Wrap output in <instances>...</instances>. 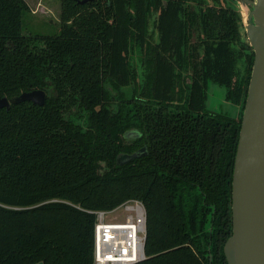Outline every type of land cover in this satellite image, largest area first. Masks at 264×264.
<instances>
[{
  "label": "trees",
  "instance_id": "obj_1",
  "mask_svg": "<svg viewBox=\"0 0 264 264\" xmlns=\"http://www.w3.org/2000/svg\"><path fill=\"white\" fill-rule=\"evenodd\" d=\"M79 1L59 0V31L39 35L22 31L25 0H0V98L46 93L0 108V264H92L94 212L128 200L146 212L137 264H226L253 62L234 0ZM209 83L238 117L207 108Z\"/></svg>",
  "mask_w": 264,
  "mask_h": 264
},
{
  "label": "water",
  "instance_id": "obj_2",
  "mask_svg": "<svg viewBox=\"0 0 264 264\" xmlns=\"http://www.w3.org/2000/svg\"><path fill=\"white\" fill-rule=\"evenodd\" d=\"M234 1L246 10L244 20L240 16L253 62L233 162L231 235L223 245V253L226 264H264V0ZM45 100L43 90H32L11 99L0 98V108L25 101L43 106ZM132 136L134 132L126 135ZM146 154L142 146L131 153H119L116 163L123 165Z\"/></svg>",
  "mask_w": 264,
  "mask_h": 264
},
{
  "label": "built area",
  "instance_id": "obj_3",
  "mask_svg": "<svg viewBox=\"0 0 264 264\" xmlns=\"http://www.w3.org/2000/svg\"><path fill=\"white\" fill-rule=\"evenodd\" d=\"M121 211V219L106 220ZM92 264H137L145 258L146 212L138 200H128L111 211L94 212Z\"/></svg>",
  "mask_w": 264,
  "mask_h": 264
},
{
  "label": "rangeland",
  "instance_id": "obj_4",
  "mask_svg": "<svg viewBox=\"0 0 264 264\" xmlns=\"http://www.w3.org/2000/svg\"><path fill=\"white\" fill-rule=\"evenodd\" d=\"M25 2L29 7V11L22 18V31L24 33L52 35L59 31V0H25ZM231 4L235 7L237 12L243 17L244 20L246 15L245 8L241 9V6L235 1L231 2ZM155 17V12H152L151 16L148 18V41H151L152 43L157 41V33L153 25ZM242 35L245 38L244 29L242 31ZM142 58V51H134L131 55L132 64L136 68V83L138 85H141L143 82L142 72L145 70ZM130 91V88L125 89L127 96H129ZM207 108L212 111L225 112L233 117H238L240 114V107L238 105H233L224 99V88L213 83H209L207 88ZM122 216L123 213L121 211H116L113 214H109L106 220H113V218L121 219Z\"/></svg>",
  "mask_w": 264,
  "mask_h": 264
}]
</instances>
